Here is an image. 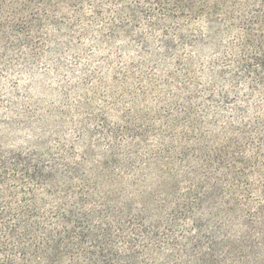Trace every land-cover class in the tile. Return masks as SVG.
I'll return each mask as SVG.
<instances>
[{
  "label": "trees",
  "instance_id": "trees-1",
  "mask_svg": "<svg viewBox=\"0 0 264 264\" xmlns=\"http://www.w3.org/2000/svg\"><path fill=\"white\" fill-rule=\"evenodd\" d=\"M255 1L0 0V129L29 117L4 77L93 36L114 5L121 22H135L148 7L156 22L205 21L236 42L226 66L200 70L210 72L211 85L169 41L163 54L147 52L132 64L106 59L92 77L93 85L108 84L104 98L115 110L137 116L148 94L143 84L175 86L170 106L196 133L198 169L187 194L167 191L133 213L130 202L84 179L77 164L0 144V264H264V0ZM160 57L170 68L175 60L174 73L147 76L146 65ZM64 112L55 109L61 119ZM92 121L103 128L107 118L74 124L76 132H90ZM204 123L211 134L198 130Z\"/></svg>",
  "mask_w": 264,
  "mask_h": 264
},
{
  "label": "rangeland",
  "instance_id": "rangeland-1",
  "mask_svg": "<svg viewBox=\"0 0 264 264\" xmlns=\"http://www.w3.org/2000/svg\"><path fill=\"white\" fill-rule=\"evenodd\" d=\"M128 6H136V2L131 1ZM147 8L137 14L135 22H121L117 15L121 5H114L107 9L106 18H99L93 36L74 41L61 56L48 57L30 71L16 67L9 72L4 85L24 102L25 109L28 107L30 119L23 116L16 125L0 129L4 148L41 154L51 163L77 164L84 179L100 182L105 187L102 191L130 202L133 213L141 209L142 202L158 203L155 200L163 199L167 191L176 195L189 192L198 169L196 133L181 124L183 119L178 114L182 112L174 110L175 86L161 82L143 84L148 94L136 104L137 116L115 110L113 103L104 98L108 84L93 85L92 77L107 67L106 59L122 56L126 64H132L147 52L163 54L169 41L193 62L202 85H211L210 72L200 70L226 66L232 59V45L236 44L235 35L222 34L224 26L218 30L205 21L159 22V18L156 22ZM84 10L89 14L88 7ZM215 20L223 22L220 17ZM192 39L196 45L191 44ZM158 60L146 65L143 72L147 76L164 79L174 73L175 60L171 68L162 57ZM172 102L174 105L170 106ZM59 107L65 108L67 119L55 114ZM103 116L107 118L103 128L92 121L90 132H83L82 136L76 132L79 122ZM198 130L211 134L209 124H202Z\"/></svg>",
  "mask_w": 264,
  "mask_h": 264
}]
</instances>
